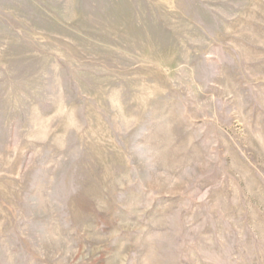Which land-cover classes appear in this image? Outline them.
<instances>
[{
	"label": "rangeland",
	"instance_id": "1",
	"mask_svg": "<svg viewBox=\"0 0 264 264\" xmlns=\"http://www.w3.org/2000/svg\"><path fill=\"white\" fill-rule=\"evenodd\" d=\"M0 264H264V0H0Z\"/></svg>",
	"mask_w": 264,
	"mask_h": 264
}]
</instances>
